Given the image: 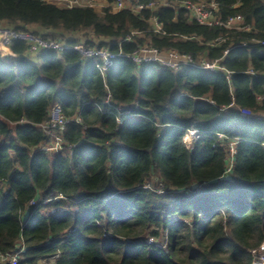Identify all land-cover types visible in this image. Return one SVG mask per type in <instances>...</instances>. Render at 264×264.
Segmentation results:
<instances>
[{
    "label": "trees",
    "instance_id": "obj_1",
    "mask_svg": "<svg viewBox=\"0 0 264 264\" xmlns=\"http://www.w3.org/2000/svg\"><path fill=\"white\" fill-rule=\"evenodd\" d=\"M215 1L218 19L251 32L201 25L180 1L99 13L0 0L10 28L122 54L103 67L72 49L30 55L21 40L0 53V264L20 247L19 264H259L264 0ZM84 31L94 38L69 36ZM143 47L220 68L128 57ZM55 105L70 122L49 155L41 126Z\"/></svg>",
    "mask_w": 264,
    "mask_h": 264
},
{
    "label": "built area",
    "instance_id": "obj_2",
    "mask_svg": "<svg viewBox=\"0 0 264 264\" xmlns=\"http://www.w3.org/2000/svg\"><path fill=\"white\" fill-rule=\"evenodd\" d=\"M48 4L60 5L63 8H73L80 7L85 2H89V8H94L96 4L102 0H42ZM180 1L181 7L186 9L190 15L201 25L204 26H223L224 28L230 30L233 33L239 32H251L252 28L250 25H243V20L240 17H231L228 21L222 22L214 15V11L218 9V4L215 0L209 2L208 0H154L149 4L134 3L132 0H113L110 2V6L101 7L103 9H112L114 12H120L123 10H132L135 13H140L146 8H156L159 5L171 7L173 2ZM87 8V7H83ZM16 40L25 41L30 45L29 54L33 55L36 52L42 50H58L64 51L66 49H72L81 54L85 59L100 58L104 62L103 66L111 65L113 60L117 57L122 56V54H114L108 49L99 48V47H87L83 44H77L74 47H69L66 44H63L57 40L45 39L42 36L36 35L33 32L29 31H17L13 28H10L5 23L0 22V53L6 56V53H11V46ZM219 42H222L223 39H218ZM256 44L264 46V42L255 41ZM245 46L246 44H242ZM134 62L138 64L144 63H155L163 67L171 68L174 70H179L183 67H195L209 71H217L219 66V61L213 63L202 60L200 63H196L193 58L186 54H181L177 51H167L161 52L155 48L143 47L136 51L132 55H128ZM70 120L63 116L61 110L57 109L52 111L51 120L46 124L42 125V130L48 135L56 139L57 145L59 146L58 152L64 149V141L62 139L61 133L65 131L66 126ZM59 138V139H58ZM52 139V138H51ZM50 139V141H51ZM41 151H47L45 146ZM264 250V244L257 250V254L261 255L260 251ZM24 251L23 247L19 248V251L13 254H9L2 257V262L4 264H19L20 256ZM264 255H262V258ZM43 264H47L44 262Z\"/></svg>",
    "mask_w": 264,
    "mask_h": 264
},
{
    "label": "crops",
    "instance_id": "obj_3",
    "mask_svg": "<svg viewBox=\"0 0 264 264\" xmlns=\"http://www.w3.org/2000/svg\"><path fill=\"white\" fill-rule=\"evenodd\" d=\"M59 7H61V8H63L62 6H60V5H58ZM90 6V3L89 2H85L82 6H80V7H89ZM108 7V6H110V1L109 0H102V1H100V2H98L97 4H96V6L94 7V9L96 10V11H98L99 13H103L104 11H105V9H103V8H101V7ZM79 7V6H78ZM29 32H39V33H42V34H50V33H48L49 31H47V30H42L40 27H38V26H30L29 27ZM53 34V33H52ZM54 35V34H53ZM73 39H78V38H76L77 37V33H73V35L71 34L70 35ZM59 38V37H58ZM79 44H83V45H85V42H80ZM37 53V52H36ZM6 56H10L11 58H12V56H13V53L11 52V53H6ZM5 56V57H6ZM57 109H59L60 110V107L58 106V105H55L54 107H53V109H52V111H54V110H57ZM51 115H52V113H51Z\"/></svg>",
    "mask_w": 264,
    "mask_h": 264
},
{
    "label": "rangeland",
    "instance_id": "obj_4",
    "mask_svg": "<svg viewBox=\"0 0 264 264\" xmlns=\"http://www.w3.org/2000/svg\"><path fill=\"white\" fill-rule=\"evenodd\" d=\"M86 34H88V36ZM87 37L88 38H94L93 37V34H91L90 32H85V31L84 32L77 33V37L76 38L84 40ZM51 138H52L51 141L48 142V144L45 146V148L47 149V151H45V152H47L49 155L58 153V148H59V146L57 145V142L58 141H56V139L53 138V137H51ZM231 146H232V149H235V147L233 145H231ZM260 252H261V255L260 254H257V258L260 261L259 264L262 263V262H264V257L262 258V255H264V250L263 251H260Z\"/></svg>",
    "mask_w": 264,
    "mask_h": 264
},
{
    "label": "water",
    "instance_id": "obj_5",
    "mask_svg": "<svg viewBox=\"0 0 264 264\" xmlns=\"http://www.w3.org/2000/svg\"><path fill=\"white\" fill-rule=\"evenodd\" d=\"M5 59H7V60H10V59H11V57H10V56H6V57H5Z\"/></svg>",
    "mask_w": 264,
    "mask_h": 264
},
{
    "label": "clouds",
    "instance_id": "obj_6",
    "mask_svg": "<svg viewBox=\"0 0 264 264\" xmlns=\"http://www.w3.org/2000/svg\"><path fill=\"white\" fill-rule=\"evenodd\" d=\"M41 128H42V126H41Z\"/></svg>",
    "mask_w": 264,
    "mask_h": 264
}]
</instances>
